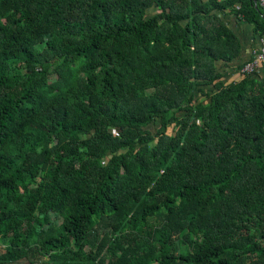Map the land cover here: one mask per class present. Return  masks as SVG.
<instances>
[{"label": "trees", "instance_id": "16d2710c", "mask_svg": "<svg viewBox=\"0 0 264 264\" xmlns=\"http://www.w3.org/2000/svg\"><path fill=\"white\" fill-rule=\"evenodd\" d=\"M258 2L0 0V264H264Z\"/></svg>", "mask_w": 264, "mask_h": 264}, {"label": "crops", "instance_id": "0c3cea01", "mask_svg": "<svg viewBox=\"0 0 264 264\" xmlns=\"http://www.w3.org/2000/svg\"><path fill=\"white\" fill-rule=\"evenodd\" d=\"M219 17L229 26L239 40L240 54L229 63L218 61L217 68L224 81L237 80L242 77L240 74L241 65L249 60L253 51L258 48L261 34L255 33L252 24L238 18L231 12H220ZM257 78L264 79V61L256 71Z\"/></svg>", "mask_w": 264, "mask_h": 264}, {"label": "built area", "instance_id": "2783aa9c", "mask_svg": "<svg viewBox=\"0 0 264 264\" xmlns=\"http://www.w3.org/2000/svg\"><path fill=\"white\" fill-rule=\"evenodd\" d=\"M259 6L262 10V15L264 17V0H259ZM264 61V35L261 36L259 41V46L256 48L252 56L249 60L243 63L240 72L241 75H248L252 73H256V71L261 66L262 62Z\"/></svg>", "mask_w": 264, "mask_h": 264}, {"label": "rangeland", "instance_id": "374dc122", "mask_svg": "<svg viewBox=\"0 0 264 264\" xmlns=\"http://www.w3.org/2000/svg\"><path fill=\"white\" fill-rule=\"evenodd\" d=\"M220 12H218L217 14H219ZM219 16V15H218ZM243 65V64H242ZM242 65H241V67H242ZM241 69V68H240ZM240 74H241V72H240ZM233 80H235V79H233ZM195 89H196V87H195ZM193 93L194 94H196V91L194 90L193 91ZM199 98L200 99H203L204 98V96H199ZM156 124H152V125H150V128L152 129V130H154L155 128H156ZM173 131H174V126L173 125H170L169 127H168V133L170 134V133H173Z\"/></svg>", "mask_w": 264, "mask_h": 264}]
</instances>
